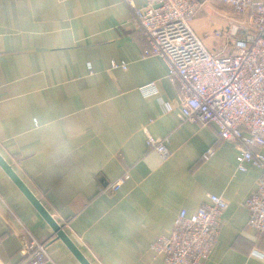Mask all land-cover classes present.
<instances>
[{
	"label": "crops",
	"instance_id": "1",
	"mask_svg": "<svg viewBox=\"0 0 264 264\" xmlns=\"http://www.w3.org/2000/svg\"><path fill=\"white\" fill-rule=\"evenodd\" d=\"M200 2L191 25L203 41L236 18ZM147 47L123 0H0V153L92 264H165L152 244L209 194L229 207L205 264H264V234L248 227L245 206L261 169L239 171L215 124L181 120L178 84ZM153 81L158 93L144 96ZM144 127L169 138V158L148 147ZM27 230L49 240L45 264H81L0 166L5 264L28 260Z\"/></svg>",
	"mask_w": 264,
	"mask_h": 264
},
{
	"label": "built area",
	"instance_id": "2",
	"mask_svg": "<svg viewBox=\"0 0 264 264\" xmlns=\"http://www.w3.org/2000/svg\"><path fill=\"white\" fill-rule=\"evenodd\" d=\"M132 19L146 37L145 55L163 58L169 80L178 84L176 107L183 122L215 124L220 136L238 149L237 169H261L257 189L245 201L248 227L264 234V0H214L229 7L236 18L227 29L215 34L231 46L228 54L210 51L191 25L200 0H123ZM114 67L127 64L113 62ZM144 96L158 93L156 82L139 87ZM148 147L163 159L171 156L168 137H155L144 127ZM211 151V150H209ZM129 174L109 185L117 190ZM229 207L221 195L209 194L200 208L178 214L172 231L152 244L165 264H205L218 242L222 216ZM28 233V260L45 264L49 240ZM0 264H5L0 260Z\"/></svg>",
	"mask_w": 264,
	"mask_h": 264
},
{
	"label": "water",
	"instance_id": "3",
	"mask_svg": "<svg viewBox=\"0 0 264 264\" xmlns=\"http://www.w3.org/2000/svg\"><path fill=\"white\" fill-rule=\"evenodd\" d=\"M0 166L13 180V182L19 187L24 195L30 200L42 217L49 223L54 230L56 236L61 239L70 251L76 256L81 264H92L90 260L85 256L77 244L71 239L64 227L56 220V218L49 212V210L43 205L41 200L35 195L25 181L14 170L13 166L2 156L0 153Z\"/></svg>",
	"mask_w": 264,
	"mask_h": 264
},
{
	"label": "rangeland",
	"instance_id": "4",
	"mask_svg": "<svg viewBox=\"0 0 264 264\" xmlns=\"http://www.w3.org/2000/svg\"><path fill=\"white\" fill-rule=\"evenodd\" d=\"M208 17L209 18H212L213 17V13L211 12H208L207 13ZM222 29V28H221ZM215 38V36H214ZM213 38V35H211L210 38L206 37L204 39V44L206 45V47L214 52V53H217V52H220L222 51V54H228L231 50V46H228V44L226 43L225 39L223 37H220L218 42H216V39ZM211 40L214 42H211ZM37 237V236H36ZM42 239V238H41ZM49 253V252H48Z\"/></svg>",
	"mask_w": 264,
	"mask_h": 264
}]
</instances>
